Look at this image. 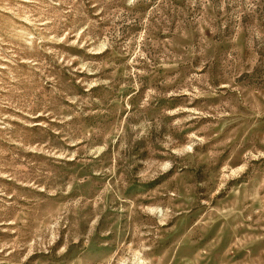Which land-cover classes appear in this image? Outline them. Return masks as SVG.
Wrapping results in <instances>:
<instances>
[{
    "label": "rangeland",
    "instance_id": "obj_1",
    "mask_svg": "<svg viewBox=\"0 0 264 264\" xmlns=\"http://www.w3.org/2000/svg\"><path fill=\"white\" fill-rule=\"evenodd\" d=\"M0 264H264V0H0Z\"/></svg>",
    "mask_w": 264,
    "mask_h": 264
}]
</instances>
